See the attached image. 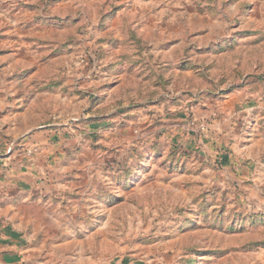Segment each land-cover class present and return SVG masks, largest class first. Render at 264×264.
Returning a JSON list of instances; mask_svg holds the SVG:
<instances>
[{
    "label": "rangeland",
    "instance_id": "rangeland-1",
    "mask_svg": "<svg viewBox=\"0 0 264 264\" xmlns=\"http://www.w3.org/2000/svg\"><path fill=\"white\" fill-rule=\"evenodd\" d=\"M0 140V264H264V0H0Z\"/></svg>",
    "mask_w": 264,
    "mask_h": 264
},
{
    "label": "crops",
    "instance_id": "crops-1",
    "mask_svg": "<svg viewBox=\"0 0 264 264\" xmlns=\"http://www.w3.org/2000/svg\"><path fill=\"white\" fill-rule=\"evenodd\" d=\"M83 119H88V118L86 117ZM64 125H65L64 123H60L58 121L49 122L47 120L46 122H43V123L40 121L39 123H37L36 126H34L31 129L32 131H29V133H31V135H30L28 140H31V142L32 141L35 142V144H37L39 146V149H40V154L36 157V162H38V164H39L38 165L39 169H40V167L46 169L47 167H51L52 165L53 166L54 165L59 166L58 164L62 161L63 158H65L67 152L64 150L68 149V145L70 144L72 139L69 138V136H70V134H68L69 131L67 130V128H65ZM70 130H72V129H70ZM25 133H26V131H24L21 134V137L24 136L23 134H25ZM0 141H3V140H0ZM10 141H13L12 144L17 143V145H19V142H24L25 140L22 139V140H10ZM32 171L33 170L31 169L30 172H32ZM41 171H42V169H41ZM55 171L58 172L60 170L55 168ZM54 174H56V172ZM61 174H62V172H61ZM49 175H53V174L50 173ZM41 177L45 178L46 174H43V176H40L39 178H41ZM29 178H25L24 176L21 177V175H20L16 178L17 179L16 181L19 182L20 180H27ZM33 184H34V180H33ZM13 187H12V189H13ZM22 187H24V188L23 189L17 188L16 192L18 191V192L23 193V194L26 193L25 190H27L26 188H28V185L25 184ZM9 189H11V188L7 187V189H0V192H2V193L10 192ZM10 232H11V230L4 228V230L0 234V238L2 237V238L7 239V237H9L11 235Z\"/></svg>",
    "mask_w": 264,
    "mask_h": 264
}]
</instances>
